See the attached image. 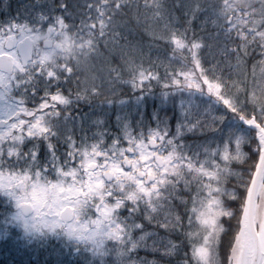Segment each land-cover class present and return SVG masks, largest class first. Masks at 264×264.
Wrapping results in <instances>:
<instances>
[{
  "label": "snow or ice",
  "instance_id": "obj_1",
  "mask_svg": "<svg viewBox=\"0 0 264 264\" xmlns=\"http://www.w3.org/2000/svg\"><path fill=\"white\" fill-rule=\"evenodd\" d=\"M0 203L44 264H264V0H0Z\"/></svg>",
  "mask_w": 264,
  "mask_h": 264
},
{
  "label": "trees",
  "instance_id": "obj_2",
  "mask_svg": "<svg viewBox=\"0 0 264 264\" xmlns=\"http://www.w3.org/2000/svg\"><path fill=\"white\" fill-rule=\"evenodd\" d=\"M4 210L3 203H0V212ZM51 249H41L39 251L21 254L15 251L11 241H0V264H18L20 260L25 262L31 261V264H44L45 260H54V256H50Z\"/></svg>",
  "mask_w": 264,
  "mask_h": 264
}]
</instances>
